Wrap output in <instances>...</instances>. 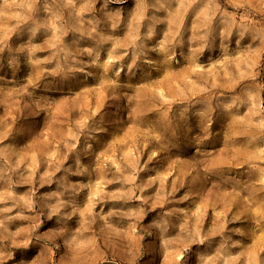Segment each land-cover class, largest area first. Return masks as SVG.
<instances>
[{"label":"rangeland","instance_id":"1","mask_svg":"<svg viewBox=\"0 0 264 264\" xmlns=\"http://www.w3.org/2000/svg\"><path fill=\"white\" fill-rule=\"evenodd\" d=\"M0 264H264V0H0Z\"/></svg>","mask_w":264,"mask_h":264}]
</instances>
